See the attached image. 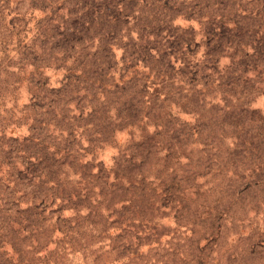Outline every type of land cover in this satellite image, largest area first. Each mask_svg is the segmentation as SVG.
Listing matches in <instances>:
<instances>
[{"label":"rangeland","instance_id":"rangeland-1","mask_svg":"<svg viewBox=\"0 0 264 264\" xmlns=\"http://www.w3.org/2000/svg\"><path fill=\"white\" fill-rule=\"evenodd\" d=\"M0 264H264V0H0Z\"/></svg>","mask_w":264,"mask_h":264}]
</instances>
